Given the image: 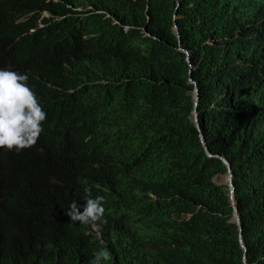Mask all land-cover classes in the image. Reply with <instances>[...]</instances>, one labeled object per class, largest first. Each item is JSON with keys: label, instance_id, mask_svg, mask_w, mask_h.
<instances>
[{"label": "trees", "instance_id": "trees-1", "mask_svg": "<svg viewBox=\"0 0 264 264\" xmlns=\"http://www.w3.org/2000/svg\"><path fill=\"white\" fill-rule=\"evenodd\" d=\"M0 69L46 112L33 147L0 149V264H91L65 215L86 187L103 264H264V0H0Z\"/></svg>", "mask_w": 264, "mask_h": 264}, {"label": "clouds", "instance_id": "clouds-1", "mask_svg": "<svg viewBox=\"0 0 264 264\" xmlns=\"http://www.w3.org/2000/svg\"><path fill=\"white\" fill-rule=\"evenodd\" d=\"M177 3L175 14L179 6V3L178 5ZM175 18L176 15H174L173 20ZM179 44L180 40L178 42V50ZM27 81V74L0 69V149L8 152L15 151L16 153H19L22 150L33 147L43 131L42 124L46 120V112L43 110L40 101L33 92V88L31 87V89L28 86ZM219 157L220 156H218V158ZM224 175H220V178H218L219 176L214 177V181L217 179V185L227 187L226 185L220 184L221 177ZM84 193L85 201L83 204V210L81 211L77 202L73 201L69 205L68 211L65 215L70 218L71 222H79L82 225L90 226L92 230L95 231L96 239L100 242L101 248L94 254L91 264H103V262H107L111 259V253L103 246L104 242L100 231V226L106 223L104 219L106 211L104 207V197L97 195L93 198L91 189L87 187L84 188Z\"/></svg>", "mask_w": 264, "mask_h": 264}, {"label": "water", "instance_id": "water-1", "mask_svg": "<svg viewBox=\"0 0 264 264\" xmlns=\"http://www.w3.org/2000/svg\"><path fill=\"white\" fill-rule=\"evenodd\" d=\"M177 5H178V3H177ZM173 29H174V33L176 34L177 40L179 42L180 37H179V34L177 32V27H176L175 24H174ZM179 50L186 54V60L188 61L189 66H190V71H189V75H190L192 70H193V67H192V65L190 64V61H189L190 53L188 51L182 49L180 47V44H179ZM189 82L194 85V91H193V96H192V99H193V111H192V114L190 116V121L195 125L196 129L199 132L200 142L202 143V145L204 147V151H205L206 155L211 158V157H214V156L211 155V153L208 151V148L206 147V143H205L204 137H203V135L201 133L199 119H198V113H197V106H198V100H199L198 88H197L196 82L194 80H192L191 78H189ZM215 157L218 158L217 155H215ZM219 159L225 164L226 169H227V173L224 176H226V175L229 176L228 177V182H224L223 181L224 176L221 177V182H220V184L226 185L229 188L228 200H229V205L233 208V217L229 220V222L236 224L237 227L239 228V231L241 233L240 234V242L242 244L243 250L246 252L247 248H246V246L244 244V239H243V235H242V226L240 225V219H239L238 211H237V208L235 206V201H234V186L232 184V176H233V174H232V171H231V167H230V164L228 163V161L226 159H224L222 157H219ZM244 261H245V264H248L246 257L244 258Z\"/></svg>", "mask_w": 264, "mask_h": 264}, {"label": "rangeland", "instance_id": "rangeland-1", "mask_svg": "<svg viewBox=\"0 0 264 264\" xmlns=\"http://www.w3.org/2000/svg\"><path fill=\"white\" fill-rule=\"evenodd\" d=\"M53 1H56V0H53ZM45 16H48L47 14H44ZM218 178H220V176L218 177ZM219 181H220V179H219ZM218 181V182H219ZM227 188V187H226ZM228 189V188H227ZM228 192H229V189H228Z\"/></svg>", "mask_w": 264, "mask_h": 264}]
</instances>
